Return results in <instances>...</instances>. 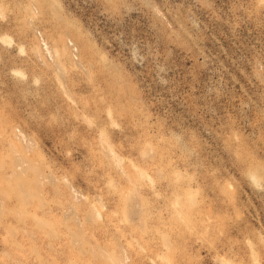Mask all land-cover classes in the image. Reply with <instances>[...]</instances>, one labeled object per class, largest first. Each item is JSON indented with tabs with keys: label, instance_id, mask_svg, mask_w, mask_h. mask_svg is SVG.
Returning a JSON list of instances; mask_svg holds the SVG:
<instances>
[{
	"label": "rangeland",
	"instance_id": "rangeland-1",
	"mask_svg": "<svg viewBox=\"0 0 264 264\" xmlns=\"http://www.w3.org/2000/svg\"><path fill=\"white\" fill-rule=\"evenodd\" d=\"M0 264H264V0H0Z\"/></svg>",
	"mask_w": 264,
	"mask_h": 264
}]
</instances>
